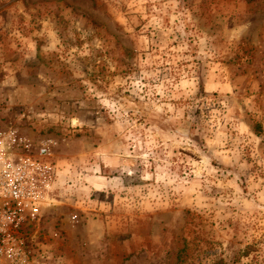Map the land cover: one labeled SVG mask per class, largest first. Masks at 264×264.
Instances as JSON below:
<instances>
[{
	"label": "rangeland",
	"instance_id": "obj_1",
	"mask_svg": "<svg viewBox=\"0 0 264 264\" xmlns=\"http://www.w3.org/2000/svg\"><path fill=\"white\" fill-rule=\"evenodd\" d=\"M46 148L33 264H264V0H0V135Z\"/></svg>",
	"mask_w": 264,
	"mask_h": 264
},
{
	"label": "built area",
	"instance_id": "obj_2",
	"mask_svg": "<svg viewBox=\"0 0 264 264\" xmlns=\"http://www.w3.org/2000/svg\"><path fill=\"white\" fill-rule=\"evenodd\" d=\"M22 146L12 133L0 135V264H33L18 232L55 202L60 167L46 148L17 152Z\"/></svg>",
	"mask_w": 264,
	"mask_h": 264
},
{
	"label": "trees",
	"instance_id": "obj_3",
	"mask_svg": "<svg viewBox=\"0 0 264 264\" xmlns=\"http://www.w3.org/2000/svg\"><path fill=\"white\" fill-rule=\"evenodd\" d=\"M184 251H185V248H183V250L180 251L176 264H186V259L184 258L185 257Z\"/></svg>",
	"mask_w": 264,
	"mask_h": 264
}]
</instances>
